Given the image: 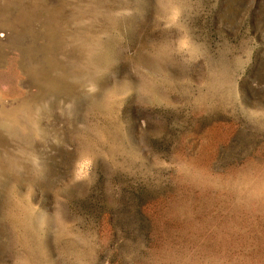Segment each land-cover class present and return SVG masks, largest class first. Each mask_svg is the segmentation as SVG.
<instances>
[{
	"label": "rangeland",
	"instance_id": "374dc122",
	"mask_svg": "<svg viewBox=\"0 0 264 264\" xmlns=\"http://www.w3.org/2000/svg\"><path fill=\"white\" fill-rule=\"evenodd\" d=\"M0 264H264V0H0Z\"/></svg>",
	"mask_w": 264,
	"mask_h": 264
}]
</instances>
